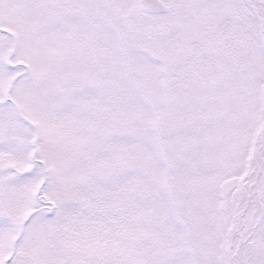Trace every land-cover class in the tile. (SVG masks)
<instances>
[{"label":"snow or ice","instance_id":"snow-or-ice-1","mask_svg":"<svg viewBox=\"0 0 264 264\" xmlns=\"http://www.w3.org/2000/svg\"><path fill=\"white\" fill-rule=\"evenodd\" d=\"M0 264H264V0H0Z\"/></svg>","mask_w":264,"mask_h":264}]
</instances>
